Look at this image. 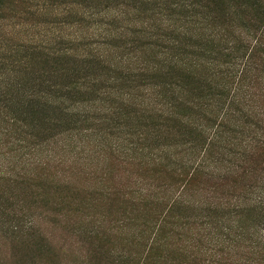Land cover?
<instances>
[{"label": "trees", "instance_id": "obj_1", "mask_svg": "<svg viewBox=\"0 0 264 264\" xmlns=\"http://www.w3.org/2000/svg\"><path fill=\"white\" fill-rule=\"evenodd\" d=\"M11 4V0H0V16L11 10ZM116 7V14L106 23L110 27L106 32L113 35L106 33V37L124 39L129 33L142 42V54L136 53L140 58L123 60L124 78L155 80L154 90L144 95H137L136 86L120 94L123 106L172 122L181 141L162 145L165 148L161 152L170 151L182 141L188 147L183 155H172L167 164L153 157L150 149L145 153L146 146L132 142H109L99 147L96 152L102 155L95 158L98 162L82 169V174L85 180L99 174L101 186L94 193L106 195V215L96 216L102 218V224L88 233L95 237L106 233L107 264H264V230L259 224L246 223L242 213L262 208L260 217L264 216V198L245 197L257 186L264 191V176L255 181L258 166L264 165V107H252V102L262 96L260 89L264 91V0H121ZM101 33L98 35H105ZM39 43L48 44L49 40ZM135 51L131 47L127 54ZM64 52L56 49L58 56ZM101 55L97 53V58ZM120 58H113L107 66H120ZM77 85L69 82L66 88L74 91ZM4 107L0 104V115L8 125ZM106 108V115L114 113L111 106ZM243 116L261 133L249 138L247 144L239 139L233 145L235 136L230 138L226 133L236 135ZM248 117L253 119L251 123ZM11 119L9 128L2 130L5 133L0 138V149L12 150L16 142ZM246 122H242V130ZM107 124V129L120 125ZM145 137L143 134L141 140ZM75 147H66L64 155L84 153L74 152ZM16 155H7L0 164V171H6L0 172V180L26 186L64 172V167L70 176L80 174L73 171L75 164L62 162L64 157L24 161L16 160ZM114 166L121 167L124 178L130 172L123 167L141 168L143 177L130 182L135 190L122 189L119 180L114 179ZM59 183L84 191L63 178ZM157 188L162 190L161 195L153 201L151 194ZM128 205L135 206L134 210H126ZM127 212L137 214L142 221L138 228H131ZM83 213V221L94 217L91 212ZM224 213L230 218L224 220ZM133 219L137 221L136 216ZM23 222L25 225L20 227L12 226L7 215H1L0 230L4 227L18 246H26V253L34 258L29 264H59L57 258L61 259L62 253L53 241L40 237L33 229L34 223Z\"/></svg>", "mask_w": 264, "mask_h": 264}, {"label": "rangeland", "instance_id": "obj_2", "mask_svg": "<svg viewBox=\"0 0 264 264\" xmlns=\"http://www.w3.org/2000/svg\"><path fill=\"white\" fill-rule=\"evenodd\" d=\"M120 1L11 0V10L3 11L0 16V104L5 106L3 114L7 117L4 121L8 125V118H12V137L16 138V142L12 143V150L0 149V164L5 161L7 155L13 157L16 153L15 159L24 161L53 155L64 157L61 158L62 162L75 164L73 171L80 172L70 176L64 167V172L52 173V176L42 182L29 184L30 186L0 180V217L7 215L12 226L25 225L23 221L34 223L33 229L38 235L53 241L58 252L62 253L61 259L57 258L59 264H107L106 233L96 237L88 233L90 230H97V224H102V218L96 216L106 215V195L94 193H98L95 189L101 186L98 181L99 174L92 180H85L82 174V169L98 162L95 158L102 155L96 152L99 147L104 148L109 142L122 145L132 142L146 146L145 153L150 149L153 157H160L164 164L171 162L172 155L173 158L175 154L183 155L188 147L182 141L181 145L174 146L170 151L161 152V149L165 148L162 145L181 141L173 131L172 122H162L153 115L123 106L120 94L128 92L129 87L136 86L137 95H144L154 90L152 85L155 80L149 76L127 78L126 75L124 78L123 60L126 62V59H134L133 56L140 58L137 54H142V42L137 35L129 33L124 39L117 36L106 37L107 34L113 35L111 31L106 32L110 29L106 23L116 14L119 9L116 4ZM119 24L121 23L116 22V25ZM101 32L105 35L99 36ZM40 40H49V43H39ZM130 46L136 48L135 53L127 54ZM56 49L66 52L58 56ZM97 53L98 56L102 54L100 58H97ZM106 55L112 56L109 58ZM119 55L123 58H120L123 62L120 66H107ZM83 76L85 79H82ZM69 82H77L78 89L71 91L66 88ZM258 93L262 96L252 102V107L263 110L264 91L260 89ZM107 106L114 109V113L109 116L106 115ZM1 118L0 115L2 139L1 135L5 133L2 130L9 127ZM240 119L236 135L226 133V136H235L233 145L237 144L239 139L247 144L249 138L261 133L260 130L254 129L252 124L247 123L244 116ZM247 120L251 123L253 119L248 117ZM107 121L120 125L107 129ZM243 121L246 122L245 130L240 128ZM106 133L112 136H107ZM143 134L146 137L141 140ZM73 145L76 146L74 152L84 153L64 155L63 150ZM104 156L106 157V153ZM223 158L229 164V159L226 156ZM15 159H12V162ZM119 168L121 167L114 166V179L119 180L125 191H129V188L135 190L130 182L134 178L143 177L141 168L123 167L130 172L128 178H124L125 172L122 173ZM262 176L264 165L258 166L255 181H260ZM61 178L71 182L72 187L74 185L84 191L65 188L59 183ZM153 184L156 185L154 181ZM102 186L106 187V180ZM253 190L245 197L264 198V191L260 187L257 186ZM158 191L160 193L162 190L157 188L154 194L152 192L153 201L161 195ZM171 192H174V189ZM249 203L251 202L244 205ZM79 206L85 208L86 212H91L94 217L83 221L84 210L79 209ZM161 207L163 203L160 204ZM134 208L135 206H126V210L133 211ZM261 209H247L242 213L247 218L246 223L259 224L264 230V216L260 217L263 211ZM19 211L24 214L21 215ZM25 215L27 216L24 217ZM134 216L137 221L133 219ZM126 217L129 218L132 229L138 228L142 222L135 213L129 215L127 212ZM226 218H230V215L224 213L223 219ZM104 220L103 226L106 227V217ZM2 229L0 264H29L34 258L26 253V246H18L17 241L5 232L4 227Z\"/></svg>", "mask_w": 264, "mask_h": 264}]
</instances>
